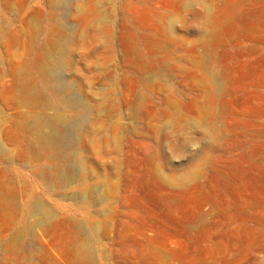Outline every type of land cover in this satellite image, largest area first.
I'll use <instances>...</instances> for the list:
<instances>
[{
  "label": "rangeland",
  "instance_id": "374dc122",
  "mask_svg": "<svg viewBox=\"0 0 264 264\" xmlns=\"http://www.w3.org/2000/svg\"><path fill=\"white\" fill-rule=\"evenodd\" d=\"M0 264H264V0H0Z\"/></svg>",
  "mask_w": 264,
  "mask_h": 264
},
{
  "label": "bare ground",
  "instance_id": "6f19581e",
  "mask_svg": "<svg viewBox=\"0 0 264 264\" xmlns=\"http://www.w3.org/2000/svg\"><path fill=\"white\" fill-rule=\"evenodd\" d=\"M52 76H53V80H56V77H55V74H54V72H52V74H51ZM73 103H75V104H77V102L76 101H73ZM74 106V105H73ZM54 141L58 144V143H60V140H59V138H55L54 139Z\"/></svg>",
  "mask_w": 264,
  "mask_h": 264
}]
</instances>
